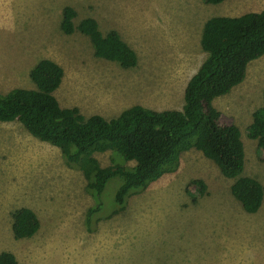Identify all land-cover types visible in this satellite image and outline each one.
<instances>
[{"label":"rangeland","instance_id":"1","mask_svg":"<svg viewBox=\"0 0 264 264\" xmlns=\"http://www.w3.org/2000/svg\"><path fill=\"white\" fill-rule=\"evenodd\" d=\"M64 5L75 10L74 24L91 17L102 33L115 29L136 65L123 68L97 57L88 36L63 33ZM262 8L264 0H0V93L34 89L28 71L48 58L63 71L54 91L58 104L77 107L82 116L109 119L132 104L180 110L183 87L205 57L203 22ZM263 86L264 54L248 62L240 83L212 101L220 121L238 127L241 174L262 185L254 213L230 195L231 178L189 149L180 153L176 170L128 196L119 213H96L87 229L85 212L94 200L80 171L18 121L0 122V251L12 252L17 264H264V149L247 135L251 113L263 104ZM93 156L100 166L114 158L109 150ZM119 183L110 178L100 194L107 208ZM21 206L35 213L39 227L14 239L10 213Z\"/></svg>","mask_w":264,"mask_h":264},{"label":"trees","instance_id":"2","mask_svg":"<svg viewBox=\"0 0 264 264\" xmlns=\"http://www.w3.org/2000/svg\"><path fill=\"white\" fill-rule=\"evenodd\" d=\"M202 1L216 4L223 0ZM75 16L71 6L62 7L59 27L63 33L76 30L88 36L97 57L116 61L123 68L136 65L134 51L115 29L102 33L91 17L74 24ZM199 46L205 57L183 87L180 110L132 104L109 119L96 113L82 116L77 107L58 104L54 91L63 71L48 58L37 60L28 71L34 89L13 87L0 93V122L18 121L29 135L57 147L67 167L80 171L84 188L94 200L85 212L87 229L96 213H119L128 196L176 170L180 153L189 149L199 151L223 177L233 180L229 193L243 211L254 213L261 205L262 185L241 174L244 152L238 127L232 121L221 122V112L212 101L240 83L248 62L264 54V8L237 16H210L203 22ZM261 94L263 104L251 113L247 135L264 149V86ZM105 150L114 158L100 166L93 153ZM112 177L120 183L107 208L100 194ZM196 192L201 194L200 186ZM10 216L14 239L30 237L39 227L28 207L15 208ZM0 264L17 261L12 252L2 250Z\"/></svg>","mask_w":264,"mask_h":264},{"label":"clouds","instance_id":"3","mask_svg":"<svg viewBox=\"0 0 264 264\" xmlns=\"http://www.w3.org/2000/svg\"><path fill=\"white\" fill-rule=\"evenodd\" d=\"M124 41V40H123Z\"/></svg>","mask_w":264,"mask_h":264}]
</instances>
